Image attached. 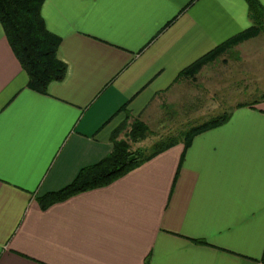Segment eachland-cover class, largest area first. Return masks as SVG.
<instances>
[{"label": "crops", "instance_id": "0c3cea01", "mask_svg": "<svg viewBox=\"0 0 264 264\" xmlns=\"http://www.w3.org/2000/svg\"><path fill=\"white\" fill-rule=\"evenodd\" d=\"M42 16L68 64L47 93L28 86L0 21V264L264 263V100L107 186L39 201L250 27L247 1L45 0Z\"/></svg>", "mask_w": 264, "mask_h": 264}, {"label": "trees", "instance_id": "16d2710c", "mask_svg": "<svg viewBox=\"0 0 264 264\" xmlns=\"http://www.w3.org/2000/svg\"><path fill=\"white\" fill-rule=\"evenodd\" d=\"M45 0H0V21L8 41L29 76L28 86L40 93H47L52 82L63 81L68 72V64L59 58L58 49L61 38L52 33L42 16ZM249 7L250 27L215 47L198 60L184 68L177 80L196 81L197 74L207 64L216 61L231 46L246 39L256 37L264 30V5L260 0H246ZM176 80V81H177ZM264 100L263 96L254 102H240L230 111L211 117L202 123H187L177 127L174 132L153 144L149 150H133L130 142L119 138L130 116L113 135V150L98 163L82 168L76 178L67 186L39 198L42 208L68 199L76 194L111 184L131 170L139 167L156 155L177 144L189 147L196 135L226 123L238 107L253 106ZM1 111V109H0ZM149 128L147 124L135 118L129 125L128 136L133 141L143 139ZM200 243H207L197 240Z\"/></svg>", "mask_w": 264, "mask_h": 264}, {"label": "rangeland", "instance_id": "374dc122", "mask_svg": "<svg viewBox=\"0 0 264 264\" xmlns=\"http://www.w3.org/2000/svg\"><path fill=\"white\" fill-rule=\"evenodd\" d=\"M264 94V30L256 37L231 46L216 61L205 65L196 81L181 80L159 94L142 115H129L119 134L133 150H149L177 127L203 121L230 111L240 102H254ZM138 118L149 131L138 141L128 136L129 125ZM121 126V125H120Z\"/></svg>", "mask_w": 264, "mask_h": 264}, {"label": "built area", "instance_id": "2783aa9c", "mask_svg": "<svg viewBox=\"0 0 264 264\" xmlns=\"http://www.w3.org/2000/svg\"><path fill=\"white\" fill-rule=\"evenodd\" d=\"M260 264H264V263H260Z\"/></svg>", "mask_w": 264, "mask_h": 264}]
</instances>
